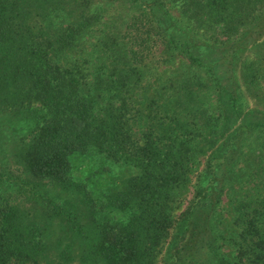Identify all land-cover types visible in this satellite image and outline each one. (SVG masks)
<instances>
[{"label":"trees","instance_id":"obj_1","mask_svg":"<svg viewBox=\"0 0 264 264\" xmlns=\"http://www.w3.org/2000/svg\"><path fill=\"white\" fill-rule=\"evenodd\" d=\"M262 1L0 0V264H264Z\"/></svg>","mask_w":264,"mask_h":264},{"label":"rangeland","instance_id":"obj_2","mask_svg":"<svg viewBox=\"0 0 264 264\" xmlns=\"http://www.w3.org/2000/svg\"><path fill=\"white\" fill-rule=\"evenodd\" d=\"M261 5H260L261 9H259V11L261 13V24H260L259 29L257 31H254V32L249 31L248 32L249 35H248V37L246 39L247 42H250V43L254 42L256 40V38H257L256 33H258V32L261 33L262 38L264 39V0L262 1ZM168 8H169V12L171 14H174V13L177 12V6L175 4H172V3L168 4ZM251 51L252 52L248 53L249 54V58H250L249 60H251L252 58H255L254 54L260 55V57H262V59L260 60V65H261L260 67H262V69H264V59H263L264 58V44L263 45H259L256 49L251 50ZM168 56H170V55H168ZM165 68H167L169 70L176 69L177 73H176L175 76H177V74H178L179 77L184 78V73H183L184 71L183 70L185 68H183L182 64L180 63V59L179 58L173 59L172 65L169 66V67L165 66ZM160 70H162V69H160V68L158 69L157 68V71H160ZM263 72H264V70H263ZM154 76L156 77V73L152 75L151 80H153ZM206 89H208V88H204L203 92ZM256 92L257 93L255 95H258V93H259V95L263 97L262 100H261L260 106L257 105V98L254 97L255 95L251 96V94H249V93H244V95H243V100L242 101L244 102V106L245 107H249V109L250 108L251 109L256 108V109H259V110L260 109L264 110V82L261 83V86H258V90H256ZM204 98L206 99V105H205L206 109L208 110V112H213V118H215V113H214V110H213L214 109V104H213V101H212V96H207V97L204 96ZM197 122L200 125H203L205 123L204 118L201 117V115H200V119L198 118ZM0 129L3 130L2 136L0 138V150L1 149H6L7 146L16 144L14 141L12 142L11 138H13V137H11L9 135L10 132L7 133L6 129H4L3 126H1ZM140 133H141V128L137 127V134H136L137 137H139L141 135ZM182 195L184 197L188 198V196H190V189H188L186 192H183ZM175 213L178 214L179 210H176Z\"/></svg>","mask_w":264,"mask_h":264}]
</instances>
